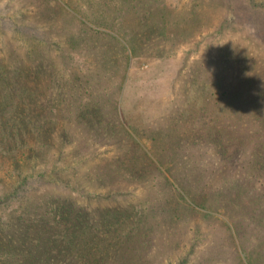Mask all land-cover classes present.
I'll return each mask as SVG.
<instances>
[{
	"label": "rangeland",
	"instance_id": "1",
	"mask_svg": "<svg viewBox=\"0 0 264 264\" xmlns=\"http://www.w3.org/2000/svg\"><path fill=\"white\" fill-rule=\"evenodd\" d=\"M263 9L264 0H0L1 51L15 43L17 50L33 51L35 43L44 41L42 61L31 59L28 89L31 97L41 90L47 116L53 102L59 104L54 116L58 123L49 135L29 132L30 160H0V193L3 185L24 175L53 170L59 176L54 191L66 190L77 205L121 206L125 223L132 215L140 216L138 224L154 226L145 264H197L205 259L216 251L221 223L227 220L225 210L211 202L217 199L213 189L230 174L218 173V165L227 161L210 143L209 126L235 121L243 101L254 106L252 124L258 126V95L239 88L264 89ZM16 27H29L32 37L20 35L14 41ZM114 35L124 38L127 51ZM90 101L99 106L84 108ZM116 102L118 112L112 114ZM217 104L226 107L222 117L214 113ZM29 112L34 115L31 106ZM206 167L217 172L212 171L211 193L204 196L214 210L196 203L210 214L197 213L203 228L200 243L194 245L188 221L196 217L176 200L179 180L166 171L191 185L195 179L186 175ZM99 176L107 182L101 184ZM231 183L224 181L226 187ZM253 186L264 194V184ZM47 187L43 196L51 192ZM106 187L118 191V197L103 199ZM230 206L238 210L233 204L224 209ZM125 228L129 230V222ZM253 230L245 231L248 245L264 255V233ZM110 233L107 228L105 234ZM193 245V256L180 261ZM101 253L85 250L79 264H105L90 258Z\"/></svg>",
	"mask_w": 264,
	"mask_h": 264
},
{
	"label": "trees",
	"instance_id": "2",
	"mask_svg": "<svg viewBox=\"0 0 264 264\" xmlns=\"http://www.w3.org/2000/svg\"><path fill=\"white\" fill-rule=\"evenodd\" d=\"M72 15L74 18L78 17L75 14ZM16 28L17 35L16 39L13 38L14 41H17L20 35L32 37L29 27ZM114 37L127 51L124 38L121 36V39L115 35ZM15 44L9 48L4 46L3 52L0 48V160L5 156H14L15 161L21 163L32 158V155L28 153L30 151L29 132L37 131L40 136L49 135L58 123L54 116L57 114L59 104L57 101L53 102L50 115L47 116L43 108L41 90L38 89L31 97L28 89L27 82L34 69L31 59L34 57L42 59L44 41L35 43L33 51L17 50ZM252 76L248 80L251 81ZM41 87H43L42 83ZM256 89L247 86L244 89L239 88V91L253 92L258 95L256 98L259 100L256 109L259 119L257 127L252 124L254 106H244L246 103L244 101L240 104L242 107H239V116L236 113L235 121L221 123L218 121L216 125L209 126L210 143L227 161V164L218 165V173L225 175V171L228 170L230 174L225 180L229 179L233 183L226 187L225 180L219 179L221 182L217 185L219 188L213 189L217 190L215 192L217 199L213 202L212 197L211 202L218 203L216 206L225 210L227 220L222 221L224 224L221 223L223 235H220L216 251L212 250L211 254L197 264H218L223 260L233 264L237 261L242 264H263L264 255L261 251L255 252L249 247V239L245 235V231L248 233L253 229L264 233V194L253 191V185L264 184V89L259 91L260 94ZM232 92L236 93V90ZM224 97L229 100L230 93ZM30 99L34 101L33 105H30ZM30 106L34 115L29 112ZM97 106L99 103L95 101L83 105L88 110ZM115 111L118 112L117 102L111 110L112 114ZM226 112L224 105L221 107L217 104L214 109V113L220 114V117ZM232 116L235 115L232 114ZM221 130L223 132L219 133ZM133 140L135 141L134 138ZM212 171L206 167L205 171L196 169L190 172V175L186 176L195 179L191 185L181 182L180 175H175L170 170L166 171L179 180L176 200L184 203L187 206V212H191L196 217L195 221H188L192 222L194 245L196 242L200 243L199 233L203 228L197 213L204 216L210 214L209 211L197 207L196 203L214 210L208 204L210 201L204 199L205 195L209 196L211 193L209 180H214L213 172L217 173ZM52 172L53 170L48 171V173ZM48 173L40 171L34 173V177L33 174L24 175L22 179L3 185L4 188L2 187L0 193V264H47L49 261L79 264L85 250L91 253H100L104 250L100 257L92 254L90 258L100 259L105 264H145L144 252L155 239H153V225L145 227L138 224L140 216L130 215L129 230H127L125 227L128 222L125 223V217L120 214L124 207H95L91 201L77 205L76 200L68 196L66 190L54 191V179L59 176L55 175L56 173ZM99 177L101 184L107 182L103 176ZM219 178L222 176L220 175ZM111 179L113 180V176ZM45 184L51 190L47 197L43 196ZM117 192L107 188L100 196L107 200L117 195ZM225 204L236 205L234 207L238 210L235 212L231 206L224 209ZM166 211L164 212L167 216H170L171 213ZM240 211L242 213L240 217H237ZM116 214L117 217L114 216ZM213 218L220 219L216 215ZM155 219L152 223H156ZM99 228L103 230L100 234L97 233ZM107 228L112 233L105 234ZM261 236L264 238L262 234ZM120 239L122 240L119 242ZM194 245L189 247L188 254L180 261L187 262L193 256L191 254H193ZM239 249L244 252L246 261Z\"/></svg>",
	"mask_w": 264,
	"mask_h": 264
}]
</instances>
